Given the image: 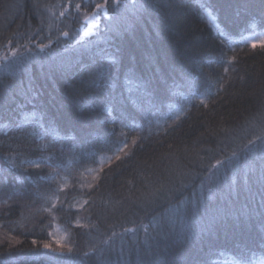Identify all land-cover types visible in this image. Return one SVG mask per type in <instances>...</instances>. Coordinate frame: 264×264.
<instances>
[{
  "label": "trees",
  "instance_id": "1",
  "mask_svg": "<svg viewBox=\"0 0 264 264\" xmlns=\"http://www.w3.org/2000/svg\"><path fill=\"white\" fill-rule=\"evenodd\" d=\"M261 32L264 0H0V264H264Z\"/></svg>",
  "mask_w": 264,
  "mask_h": 264
},
{
  "label": "rangeland",
  "instance_id": "2",
  "mask_svg": "<svg viewBox=\"0 0 264 264\" xmlns=\"http://www.w3.org/2000/svg\"><path fill=\"white\" fill-rule=\"evenodd\" d=\"M101 11H96L92 16L86 17L84 19V31L85 33H90L92 32V27L95 24V21L98 19V15H100ZM204 18L207 23V25L215 32H218L220 35H222V31L220 27L218 26L215 17L213 14L208 9L203 10ZM239 42L246 44L250 47H252L253 44H256V46H263L264 45V32L261 33H253L244 36L242 39L238 40ZM231 43V42H230ZM51 239L53 242L58 244V246H65L67 243V235L66 233L60 228L58 225H54L53 229L50 234Z\"/></svg>",
  "mask_w": 264,
  "mask_h": 264
},
{
  "label": "snow or ice",
  "instance_id": "3",
  "mask_svg": "<svg viewBox=\"0 0 264 264\" xmlns=\"http://www.w3.org/2000/svg\"><path fill=\"white\" fill-rule=\"evenodd\" d=\"M77 7H79V5H77ZM98 7H99V6H98ZM65 35H67V33H65ZM252 47L255 48V47H256V44H253ZM226 70H227V69H226ZM217 163H220V162L218 161ZM33 243H35V241H33ZM44 247H45V248H48L49 245H48V244H45ZM69 251H71V249H69Z\"/></svg>",
  "mask_w": 264,
  "mask_h": 264
}]
</instances>
